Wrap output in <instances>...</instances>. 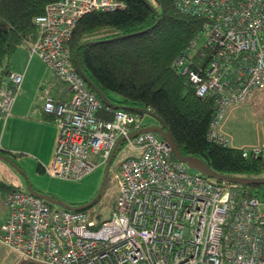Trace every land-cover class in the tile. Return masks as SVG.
<instances>
[{"label":"built area","instance_id":"1","mask_svg":"<svg viewBox=\"0 0 264 264\" xmlns=\"http://www.w3.org/2000/svg\"><path fill=\"white\" fill-rule=\"evenodd\" d=\"M203 19L186 50L172 63L196 95L214 96L208 139L232 146L223 124L230 110L264 88V0H172ZM122 0H56L36 18L30 42L66 83L71 97L48 95L45 113L59 138L52 176L79 180L109 158L121 138L133 150L116 173L118 191L107 216L53 207L41 195L13 190L0 243L45 264H264V201L238 183L222 184L173 157L154 131L137 133L139 116L108 106L76 66L68 40L82 16L126 8ZM24 81L7 71L0 80V119L11 114ZM244 157L264 156V143L241 147Z\"/></svg>","mask_w":264,"mask_h":264},{"label":"trees","instance_id":"2","mask_svg":"<svg viewBox=\"0 0 264 264\" xmlns=\"http://www.w3.org/2000/svg\"><path fill=\"white\" fill-rule=\"evenodd\" d=\"M54 1L0 0V80L18 48L37 39L36 18ZM122 1L127 5L123 10L82 16L68 40L79 67L109 102L99 96L102 101L138 116L144 113L134 108L154 112L165 121L184 156L202 158L220 174L263 177L264 156L244 157L241 146H224L208 139L216 110L214 96L196 95L187 76L172 67L201 29L203 19L181 11L172 0ZM19 155L0 148V157L8 162ZM239 185L264 201V183ZM13 190L21 189L0 180V199ZM96 216L103 218L101 213Z\"/></svg>","mask_w":264,"mask_h":264},{"label":"rangeland","instance_id":"3","mask_svg":"<svg viewBox=\"0 0 264 264\" xmlns=\"http://www.w3.org/2000/svg\"><path fill=\"white\" fill-rule=\"evenodd\" d=\"M33 68L34 74L31 76L33 83L30 81L28 86V78L24 79V87L18 92L19 100H22L23 91L33 89L36 92L37 90L42 91L41 87L37 89L36 86L41 74L40 70L46 68L49 70L50 77L56 78L53 70L42 59H40V62L37 61ZM40 85H42L41 82ZM15 113H17L16 109ZM139 122L143 126L158 124L157 120L148 114L139 116ZM54 124V129L59 138V128L55 122ZM0 128L4 133L3 147H19L17 152L20 153L19 156H11L14 162L11 160L8 162L0 157L1 181L13 184L23 191H29L30 186H32L40 193L54 195L56 198L70 203L89 202L97 195L105 175L106 163L100 164L95 171L79 180L52 176L45 170L41 171L39 169L42 163L44 164L43 167H47L54 159L55 150L50 161L43 156V152L47 151L46 144L51 138V125H48L45 129L41 124L21 121L15 124L4 122L0 125ZM3 129H6V132ZM14 130L17 132H14ZM23 130L28 132L26 136H22ZM223 131L230 136L234 144L235 140L243 146L264 143V88L254 90L246 101L237 104L230 110L223 124ZM157 137L162 138L158 133ZM133 153V150L125 143L120 145L110 166L103 193L100 199L87 209L89 214L97 217L98 213L103 216L110 213L118 191V182L115 175L118 173L119 164ZM3 201L4 198L0 199L2 210L6 209ZM54 207H60V205L55 204ZM0 264L45 263L21 257L16 251L0 243Z\"/></svg>","mask_w":264,"mask_h":264},{"label":"crops","instance_id":"4","mask_svg":"<svg viewBox=\"0 0 264 264\" xmlns=\"http://www.w3.org/2000/svg\"><path fill=\"white\" fill-rule=\"evenodd\" d=\"M40 59L41 58L39 56L32 53L30 43L25 42L18 48L17 52L10 59L8 71L22 73L24 75V79L28 78L27 84L29 86L30 81L33 83V80L31 79V76L34 74L33 66L37 61L40 62ZM40 73L41 74L38 78L36 86L37 89L41 87L42 91L37 90L36 92L34 89L26 92L23 91L22 100H19V94H17L18 96L14 102L11 114L5 120L1 118L0 125L4 122H11L12 124H15L21 121L35 122L41 124L45 129L48 125H51V138H49L46 144L47 151L43 152V156L50 161L54 150H56L58 136L56 130L54 129L55 124L53 117L45 113L43 103L48 95L53 96L57 100H67L71 97V93L68 85L59 80L57 77H50L49 70L46 68L45 70H40ZM40 82L42 85H40ZM23 87L24 86L22 85L21 90ZM38 91H40V93H38ZM15 109L17 113H15ZM1 130L2 128H0V148L18 153L17 151H19V147H3L2 139L4 133ZM3 130L6 132V129ZM14 132L17 131L14 130ZM27 134V131H22V136H26ZM233 145L243 146V144L238 143L236 140ZM43 165L44 164L42 163V166ZM7 213V209L2 210L0 208V221H3L6 218Z\"/></svg>","mask_w":264,"mask_h":264},{"label":"water","instance_id":"5","mask_svg":"<svg viewBox=\"0 0 264 264\" xmlns=\"http://www.w3.org/2000/svg\"><path fill=\"white\" fill-rule=\"evenodd\" d=\"M75 60H76V64L80 70V73L83 75V77L86 79V81L89 83V85L93 88V90L100 96L102 97L106 102H109L102 94L101 92L98 90V88L92 83V81L89 79V77L86 75V73L81 70V68L78 65V61H77V53H75ZM133 111L136 112H142L144 114H148L150 116H152L153 118H155L158 121V124L156 125H148V126H144L142 127L140 130L137 131V133H142V132H146V131H154L158 134H160V136L167 140L173 148V153L175 155V157L181 161H185L188 162V164L191 167L197 168L198 170H200L201 172H204L206 175H208L209 177H212L218 181H225V182H230V183H238V184H242V185H250V184H256V183H264V176H260V177H248V176H230V175H223L218 173L217 171H215L214 169H212L209 164L203 160L202 158H199L197 156H184L180 149L179 146L173 136V134L171 133V131L168 129L167 124L165 123V121L160 118L157 114H155L152 111L149 110H145V109H140V108H134ZM124 140V138H121L116 147L114 148L109 161L106 165V169H105V175L103 178V182L100 186V189L97 193V195L92 198V200H90L89 202L82 204L80 206H75L69 202H66L62 199L59 198H54L49 194H44V193H40L38 192L36 189H34L32 186H30L29 191L35 194H39L41 195L44 199H46L47 201H50L53 204H59L60 206H62L63 208H67L70 210H83V209H87L90 206L94 205L101 197L102 193H103V189L110 171V166L112 164V161L114 159V156L119 148V144ZM3 159H6V157H2Z\"/></svg>","mask_w":264,"mask_h":264}]
</instances>
